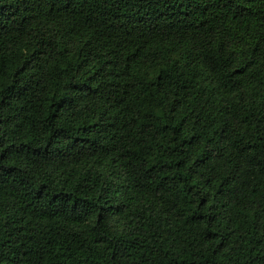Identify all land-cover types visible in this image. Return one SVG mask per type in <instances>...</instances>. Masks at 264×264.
Listing matches in <instances>:
<instances>
[{
	"label": "trees",
	"instance_id": "1",
	"mask_svg": "<svg viewBox=\"0 0 264 264\" xmlns=\"http://www.w3.org/2000/svg\"><path fill=\"white\" fill-rule=\"evenodd\" d=\"M0 264H264V0H0Z\"/></svg>",
	"mask_w": 264,
	"mask_h": 264
}]
</instances>
